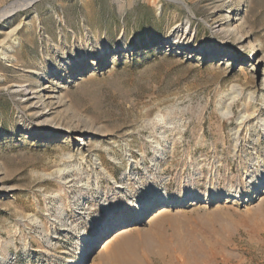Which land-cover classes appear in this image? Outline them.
Segmentation results:
<instances>
[{
    "label": "rangeland",
    "instance_id": "374dc122",
    "mask_svg": "<svg viewBox=\"0 0 264 264\" xmlns=\"http://www.w3.org/2000/svg\"><path fill=\"white\" fill-rule=\"evenodd\" d=\"M27 1L0 0V264H114L140 212L132 264H264V0Z\"/></svg>",
    "mask_w": 264,
    "mask_h": 264
},
{
    "label": "bare ground",
    "instance_id": "6f19581e",
    "mask_svg": "<svg viewBox=\"0 0 264 264\" xmlns=\"http://www.w3.org/2000/svg\"><path fill=\"white\" fill-rule=\"evenodd\" d=\"M30 1V0H29ZM29 1H27V2H29ZM9 12H11V9H10V11H8V12H6V13H9ZM24 86V85H23ZM20 87V86H19ZM21 88V87H20ZM24 92H25V94H26V98L28 99L30 96H29V94H30V90H24ZM31 98V97H30ZM244 118V117H243ZM248 118V117H247ZM161 119V118H160ZM249 119V118H248ZM244 121H246L247 119L245 118V119H243ZM160 122V121H159ZM241 122V121H240ZM244 123V122H243ZM242 124V123H241ZM242 125H245V123L244 124H242ZM246 126V125H245ZM241 127V126H240ZM94 161H95V163H96V165L98 166V167H100V169H103L102 168V166L100 165V163L98 162V160L97 159H94ZM69 171V170H68ZM58 172H59V177H60V179H64L65 178V176H66V172H67V170L65 169H63V170H58ZM236 196H238L237 194H235V193H233V194H228V195H226V197H228V198H233V197H236ZM163 198H161L160 200H162ZM162 202H164V199H163V201ZM177 202V199H176V197H172V198H170L168 201H166V203L168 204V205H163V206H161L160 208H158V211H155V213L153 214V216H152V218L153 217H155V216H158L159 214H161V213H163V212H165L166 211V209L168 208V207H170V206H174V204ZM183 203V202H182ZM141 218H142V212H140V213H138L137 215H135L134 217H132V218H130V219H122V220H119V221H116L113 225H112V233H110V235L106 238V239H104L102 242H104L105 241V243H104V245L101 247V249L99 250L100 252H102L101 250L103 249V248H107L108 247V245H109V243L110 242H115L114 243V248L117 250L116 251V254H114V258L112 259V261H111V263H114V264H132V263H130L129 262V258L127 257V254H126V252H125V250H127V249H129V248H131L130 247V240H131V235L130 234H128V233H126L127 232V230H129L130 229V224L132 225V224H135V222L136 223H138V222H140V220H141ZM101 242V243H102ZM100 243V244H101ZM92 244H94V238H89L86 242H85V244L82 246V247H80L79 248V252H78V255H77V262H76V258H75V261H74V263L75 264H84L85 262H86V260L88 259V251L90 250L91 251V246H92ZM153 244V243H152ZM153 246H155V245H153ZM149 250V249H148ZM151 250V249H150ZM149 250V251H150ZM125 252V253H124ZM151 252H152V250H151ZM86 253H87V255H86ZM155 254H156V252H155ZM86 255V256H85ZM157 255V254H156ZM158 256V255H157ZM99 264H110L109 262H107L106 260H104L103 262H101V263H99Z\"/></svg>",
    "mask_w": 264,
    "mask_h": 264
}]
</instances>
